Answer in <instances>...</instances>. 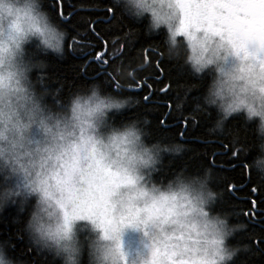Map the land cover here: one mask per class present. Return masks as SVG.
Wrapping results in <instances>:
<instances>
[{
  "label": "clouds",
  "instance_id": "obj_1",
  "mask_svg": "<svg viewBox=\"0 0 264 264\" xmlns=\"http://www.w3.org/2000/svg\"><path fill=\"white\" fill-rule=\"evenodd\" d=\"M162 55L194 78L182 106L215 118L208 137L229 134L264 179V0H113ZM66 29L43 0H0V213L15 207L23 237L60 264H233L246 225L217 209L213 171L169 170L188 145L153 139L148 116H115L140 98L99 82L62 95L42 56L65 55ZM238 118L239 130L228 123ZM252 142L247 143V133ZM168 157L170 159L166 160ZM0 241V264H23Z\"/></svg>",
  "mask_w": 264,
  "mask_h": 264
},
{
  "label": "trees",
  "instance_id": "obj_2",
  "mask_svg": "<svg viewBox=\"0 0 264 264\" xmlns=\"http://www.w3.org/2000/svg\"><path fill=\"white\" fill-rule=\"evenodd\" d=\"M53 20L66 29L69 39L65 55L42 56L48 62L50 86L62 84V95L78 86L99 82L105 91L140 98V104L115 116L116 122L148 116L153 139L180 141L188 145L182 157L172 159L169 170L187 165L190 171L211 168L213 187L223 193L217 209L234 214V221L247 227L231 241L247 245L233 264H264V179L249 168L255 155H244L240 142L229 134L208 137L206 129L215 118L193 110L195 97L202 94L205 80L194 89L182 106L177 105L179 85L194 78L163 57L162 36H145L143 25L125 16L113 0H43ZM147 97V99H146ZM229 130H239L242 123L234 118ZM252 142L251 133L246 134ZM166 160L170 159L168 157ZM18 213L8 207L0 213V241H10L9 254L23 264H60L53 257L33 250L22 233V222L14 223Z\"/></svg>",
  "mask_w": 264,
  "mask_h": 264
},
{
  "label": "snow or ice",
  "instance_id": "obj_3",
  "mask_svg": "<svg viewBox=\"0 0 264 264\" xmlns=\"http://www.w3.org/2000/svg\"><path fill=\"white\" fill-rule=\"evenodd\" d=\"M146 99H147V97H146Z\"/></svg>",
  "mask_w": 264,
  "mask_h": 264
}]
</instances>
